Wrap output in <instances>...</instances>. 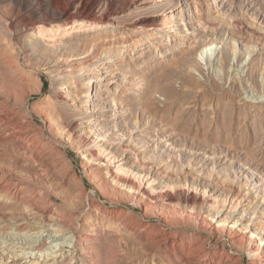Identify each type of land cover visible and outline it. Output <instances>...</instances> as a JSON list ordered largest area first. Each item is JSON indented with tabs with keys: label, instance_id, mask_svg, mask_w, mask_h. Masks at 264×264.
<instances>
[{
	"label": "rangeland",
	"instance_id": "rangeland-1",
	"mask_svg": "<svg viewBox=\"0 0 264 264\" xmlns=\"http://www.w3.org/2000/svg\"><path fill=\"white\" fill-rule=\"evenodd\" d=\"M159 1L155 0L153 4ZM208 8L210 13L214 12L212 5ZM44 9L45 5L34 11L20 10L16 0H1L0 101L13 110L17 120L30 126L36 136L48 142L47 161L55 179L51 200L61 208V215L70 218V211L74 209L77 212L86 209V213L90 211L95 215L98 210L103 227L108 221L130 227L129 233L125 234L114 227L101 229L102 236L94 243L96 257L92 255L90 259L88 256L83 262L134 263L145 254L142 251L145 242L136 234L142 228L151 230L154 227L152 234H171L186 242L191 241L187 236L193 235L196 241L190 242L191 250L205 241L203 249L215 250L218 257L223 251L230 257H241L242 264H248V255L243 252L241 244L232 243L227 232L221 233L215 242L204 227L210 225L218 214L224 218L232 206V211L238 209L232 218H241L243 214L244 223L253 218V213L257 216L264 214V107L259 109L260 105L255 103L256 98L264 94V0H232L230 13L213 21L212 31L208 30L198 42L179 44L175 49L164 45L158 50L155 45L162 40L160 37L155 40L144 38L137 49L127 54L134 57L132 72L140 81L135 82L131 93L122 98L131 108L126 122L117 133H110L113 141L122 142L115 147L119 161H114L113 166L123 164L124 170L120 173L123 179L132 180L135 187L139 184L147 187L151 199L147 198L146 203L145 198L140 202L129 194L126 197L123 190L120 192L121 186L112 181L94 182L89 173L91 164L85 165L84 152L79 151L74 140H69L70 125L78 122L79 107L85 101L71 106L61 100L58 80L54 74L48 73V63L54 59L51 48L29 43L34 34L26 32L25 18L33 14L41 17ZM39 22L56 24L47 17ZM221 33L243 43L241 57L251 54L253 72L250 78L244 79L246 81L234 78L243 76L239 68L240 55L231 57V66H215L222 46ZM104 34L103 41L106 39ZM114 35L110 33V36ZM84 37L98 39L94 33ZM208 42L214 46L208 54L200 56L203 45ZM141 49L145 50L143 56ZM234 84L237 87L232 90ZM116 86L111 85L104 95L107 96ZM241 87L246 100L240 98ZM50 114L53 120H50ZM61 125L66 128L65 132ZM10 146L0 148L2 172H14L12 159L20 157ZM138 155L142 162L137 163ZM137 172L141 175L139 178ZM90 202L96 209L89 207ZM3 214L4 208L0 205V245L27 246L31 241L26 236L30 228L24 225L14 230L20 235L10 233L15 223L26 224L30 220L18 215L4 217ZM68 221L71 220L66 221L65 238L48 245L69 244L67 238L73 235V225ZM74 235H80L77 229ZM43 236L46 237L47 232ZM126 249L131 253L130 259L121 254ZM77 253L80 257L81 252Z\"/></svg>",
	"mask_w": 264,
	"mask_h": 264
},
{
	"label": "bare ground",
	"instance_id": "bare-ground-1",
	"mask_svg": "<svg viewBox=\"0 0 264 264\" xmlns=\"http://www.w3.org/2000/svg\"><path fill=\"white\" fill-rule=\"evenodd\" d=\"M154 1L16 0V5L20 10L31 9L34 11L37 7L45 5L44 15L41 12L43 16L40 17L32 13L31 17L25 18L24 24L27 31H24L34 34L29 42L32 46L40 47L43 44L51 48L54 59L48 63V73L54 74L53 76H56L58 80L57 90L61 100L71 106L85 101L84 105L78 106L80 110L77 114L78 122L74 121V124L70 125L71 128H68L70 130L68 132L69 140H74L79 151L84 152L85 165L91 164L92 169L89 173L92 177H90L95 180H93L94 182L99 183L112 181L117 184L116 186H121L120 192L123 190L124 195L134 196L140 202L144 198V201L147 198L151 199L149 191L145 185L141 184L140 186L139 184V187H135L132 180L129 181L128 178L121 177L120 173L124 170L122 169L123 164L113 166V162L119 157L115 154V147L122 145V142L113 141L110 137V133L118 132L131 111L129 105L125 104L122 98L131 93L135 82L140 81L139 77L134 76L132 72L134 57L130 58L127 54L137 49L144 38L155 40L160 37L162 40H159L155 45L158 50H161L164 45L175 49L179 44L182 45L190 41L198 42L197 40L203 38L208 30L212 29L213 21L219 20L224 13H230V3H232V0H161L153 4ZM208 4V7L212 5L214 12H209ZM45 17L51 21L55 20L56 24H41L43 21H39ZM88 33L96 34L98 39L95 41L84 37ZM103 33H106L104 41L101 39ZM110 33L115 34L114 37L110 36ZM220 35L223 36L222 33ZM209 38L208 36L207 40ZM208 43L203 45L200 56L208 54V51L214 46V44ZM221 43V50L215 66L217 68L231 66V57L240 55L238 58H241L239 68H241L243 76L234 78L239 79L240 82L246 81L244 79L250 78L253 72L254 63L251 54L241 57L244 45L237 43L233 37L223 36ZM235 49L236 52H234ZM140 52L141 56L145 54L143 49ZM66 80L70 81L69 85L64 83ZM114 84L117 86L111 89L107 96L104 95L106 90ZM236 87L234 84L231 89L235 90ZM68 89L71 90L68 91ZM241 89L240 98L246 100L244 89L242 87ZM255 103L260 105L259 109H262L264 94L259 95ZM255 103L252 102V105ZM51 114L50 120H53ZM15 116L13 110L6 103L0 101V148L11 145L20 156L16 159L11 158L14 172L0 171V205L4 208V217L18 215L30 220H28L30 223L26 224L15 223L10 234L20 235V233H14V230L26 225L25 228H30L29 235L26 236L30 237L31 241L26 244L27 246L21 247L0 245V263L100 264L97 261H88V263L83 261L88 256L91 259L92 255H97L94 243L101 238V229L104 231L106 227H114L118 229V232L122 231L125 234L129 233L130 227L120 224V222L116 224L114 221H108L103 227L100 223V211L98 210L95 211V215L90 211L86 213V209H81L82 212H77L76 209L71 210L70 218L65 217L64 214L61 215V208L51 200V195L54 193L52 184L55 179L52 178V171L48 164L49 161H47L48 142L41 140L42 138L36 136V133L29 129L30 126H25ZM60 128L65 132V127L61 125ZM140 159L142 158L138 155L137 163L142 162ZM138 173L136 175L139 178L141 175ZM89 207L94 208L91 202ZM230 208L224 218L223 215L219 217V214L218 216L216 214L217 217L211 223L209 221L210 225L205 226L204 229L212 235L215 242L218 241L221 233L227 232L232 243L241 244L243 252L248 255V264H264V214L257 216L253 213V218H249L250 220L244 223V220L246 221L244 215L242 214L241 218H232V215L238 213V209L236 212L232 211L233 206ZM221 217L222 219H220ZM69 219L71 220L68 221L69 224L73 225V235L67 238L69 244L48 245L49 242L53 243L57 239L65 238L66 221ZM76 229L80 233L77 237L74 235ZM153 229L151 228V230ZM35 230L38 231L35 232ZM151 230L149 227H145L136 234L138 239L145 242L142 250L145 251V254L131 264H242L241 257H230L223 251L218 257L215 250L203 249L202 245L205 244V241L202 245H197L194 250H191V244L196 241L193 235L187 236L190 237L191 241H189L192 242L190 243L171 234H152ZM42 232H47V236L44 237ZM17 251L20 253H16ZM78 251L81 252L80 257L77 255ZM121 254L126 259L131 258V253L127 249Z\"/></svg>",
	"mask_w": 264,
	"mask_h": 264
}]
</instances>
